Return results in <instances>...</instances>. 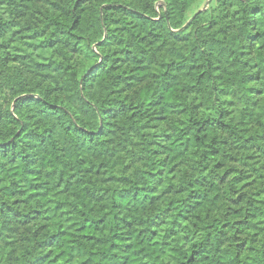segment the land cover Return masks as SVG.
Returning a JSON list of instances; mask_svg holds the SVG:
<instances>
[{"label":"trees","instance_id":"trees-1","mask_svg":"<svg viewBox=\"0 0 264 264\" xmlns=\"http://www.w3.org/2000/svg\"><path fill=\"white\" fill-rule=\"evenodd\" d=\"M206 1L0 0V264H264V0Z\"/></svg>","mask_w":264,"mask_h":264},{"label":"water","instance_id":"water-1","mask_svg":"<svg viewBox=\"0 0 264 264\" xmlns=\"http://www.w3.org/2000/svg\"><path fill=\"white\" fill-rule=\"evenodd\" d=\"M209 1L210 0H207L206 3H205V5H204V7L202 9H200L199 11H197L196 14L205 11L207 9V7H208ZM195 15L181 29H184L186 27V25L195 17Z\"/></svg>","mask_w":264,"mask_h":264},{"label":"rangeland","instance_id":"rangeland-1","mask_svg":"<svg viewBox=\"0 0 264 264\" xmlns=\"http://www.w3.org/2000/svg\"><path fill=\"white\" fill-rule=\"evenodd\" d=\"M211 1V0H210ZM210 1H209V3H210ZM206 3V2H205ZM205 3L204 4H202V6H201V8L200 9H202L203 7H204V5H205ZM159 6V5H158Z\"/></svg>","mask_w":264,"mask_h":264}]
</instances>
